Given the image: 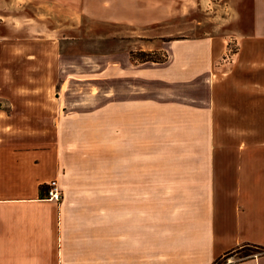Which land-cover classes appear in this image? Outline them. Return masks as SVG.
<instances>
[{"label":"crops","instance_id":"crops-1","mask_svg":"<svg viewBox=\"0 0 264 264\" xmlns=\"http://www.w3.org/2000/svg\"><path fill=\"white\" fill-rule=\"evenodd\" d=\"M169 1L80 0L75 11L144 27L168 19ZM35 6L0 0V264H215L242 245L264 247V34L237 36L235 50L220 37L173 40L169 62L155 64L173 84L206 76L214 116L252 119L223 131L235 141L207 143L217 151L208 171L223 189L204 221H172L170 211L161 232L148 222L159 200L140 201L132 217L130 207L100 203L94 192L74 191L75 200L62 191L60 46L48 29L52 14L37 25ZM38 26L45 32L37 36ZM52 181L60 201L49 198ZM227 264H264V255Z\"/></svg>","mask_w":264,"mask_h":264},{"label":"rangeland","instance_id":"rangeland-1","mask_svg":"<svg viewBox=\"0 0 264 264\" xmlns=\"http://www.w3.org/2000/svg\"><path fill=\"white\" fill-rule=\"evenodd\" d=\"M79 1L35 0L34 7L37 25L52 14L48 29L60 46L62 191L75 200L74 191L94 192L100 203L130 207L132 217L140 201L159 200L157 218L148 214L153 231L164 232L159 225L169 222L170 211L172 221H204V207L214 206L223 189L208 171L206 159L217 151L207 143L235 141L223 131L251 126L252 119L214 116L206 76L173 84L159 78L162 67L143 66L132 53L154 52L162 60L173 40L209 37L229 39L235 50L237 36L264 34V0H173L165 22L144 27L81 15ZM245 253L257 256L246 248L225 264Z\"/></svg>","mask_w":264,"mask_h":264},{"label":"trees","instance_id":"trees-1","mask_svg":"<svg viewBox=\"0 0 264 264\" xmlns=\"http://www.w3.org/2000/svg\"><path fill=\"white\" fill-rule=\"evenodd\" d=\"M179 40V39H177ZM154 56H157L156 53L154 52H137V53H132V57L134 58L135 61L139 63H153V64H158V65H165L169 62L170 57L164 55V59H158ZM246 248H251L252 250L257 251L258 256H263L264 255V247L259 246V245H254V244H245L242 245L241 247H237L234 249L232 252L227 253L223 258H220L215 262V264H225L227 260L231 257L232 253H237L238 251H243ZM255 255L253 253H245L244 256L242 257V260H246L249 258H253Z\"/></svg>","mask_w":264,"mask_h":264},{"label":"built area","instance_id":"built-area-1","mask_svg":"<svg viewBox=\"0 0 264 264\" xmlns=\"http://www.w3.org/2000/svg\"><path fill=\"white\" fill-rule=\"evenodd\" d=\"M50 190L48 192L51 200L60 201L62 199V192L57 181H52L49 185Z\"/></svg>","mask_w":264,"mask_h":264}]
</instances>
